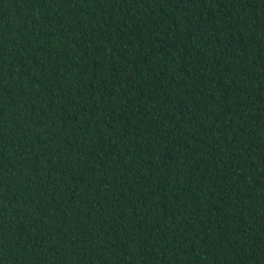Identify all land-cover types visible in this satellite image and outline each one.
Instances as JSON below:
<instances>
[{"label": "trees", "instance_id": "16d2710c", "mask_svg": "<svg viewBox=\"0 0 264 264\" xmlns=\"http://www.w3.org/2000/svg\"><path fill=\"white\" fill-rule=\"evenodd\" d=\"M0 264H264V0H0Z\"/></svg>", "mask_w": 264, "mask_h": 264}]
</instances>
